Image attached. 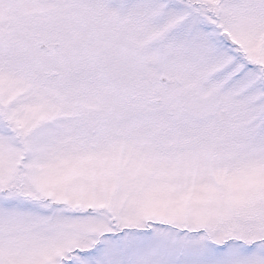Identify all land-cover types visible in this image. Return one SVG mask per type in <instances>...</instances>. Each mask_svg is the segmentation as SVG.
I'll return each instance as SVG.
<instances>
[{"label": "snow or ice", "instance_id": "6c2138e0", "mask_svg": "<svg viewBox=\"0 0 264 264\" xmlns=\"http://www.w3.org/2000/svg\"><path fill=\"white\" fill-rule=\"evenodd\" d=\"M0 264H264V0H0Z\"/></svg>", "mask_w": 264, "mask_h": 264}]
</instances>
